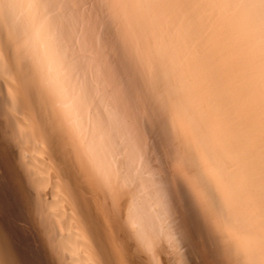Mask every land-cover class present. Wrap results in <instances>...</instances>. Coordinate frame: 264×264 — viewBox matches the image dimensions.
Wrapping results in <instances>:
<instances>
[{
    "label": "bare ground",
    "instance_id": "1",
    "mask_svg": "<svg viewBox=\"0 0 264 264\" xmlns=\"http://www.w3.org/2000/svg\"><path fill=\"white\" fill-rule=\"evenodd\" d=\"M0 264H264V0H0Z\"/></svg>",
    "mask_w": 264,
    "mask_h": 264
},
{
    "label": "clouds",
    "instance_id": "2",
    "mask_svg": "<svg viewBox=\"0 0 264 264\" xmlns=\"http://www.w3.org/2000/svg\"><path fill=\"white\" fill-rule=\"evenodd\" d=\"M44 32L42 28H36L31 37L32 46L38 56L43 59L46 53L43 50Z\"/></svg>",
    "mask_w": 264,
    "mask_h": 264
}]
</instances>
